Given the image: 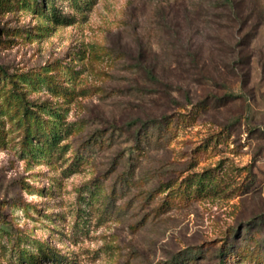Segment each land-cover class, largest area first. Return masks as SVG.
<instances>
[{
  "label": "rangeland",
  "instance_id": "rangeland-1",
  "mask_svg": "<svg viewBox=\"0 0 264 264\" xmlns=\"http://www.w3.org/2000/svg\"><path fill=\"white\" fill-rule=\"evenodd\" d=\"M237 1L53 0L70 23L0 4V264H220L248 226L264 241V0ZM16 90L61 109L59 143L28 140Z\"/></svg>",
  "mask_w": 264,
  "mask_h": 264
},
{
  "label": "trees",
  "instance_id": "trees-1",
  "mask_svg": "<svg viewBox=\"0 0 264 264\" xmlns=\"http://www.w3.org/2000/svg\"><path fill=\"white\" fill-rule=\"evenodd\" d=\"M12 1L16 2V5H20V7H30L36 11H39L42 14H52L54 22H61V23H70L66 16H61L56 11V7L54 5L53 0H0V4L5 6L11 4ZM221 5H224L226 9L231 11V14L234 13L240 18V12L237 10L239 7V2L237 0H218ZM46 2L51 3L50 12L48 9L46 10ZM239 9V8H238ZM236 11V12H235ZM257 24H255L252 28V31L256 28ZM44 78L47 81H50L54 84L53 76L44 75ZM51 78V79H50ZM16 83V80L14 81ZM31 85H35L34 82L30 83ZM69 88H66L65 92H67ZM13 94L16 97L17 106L23 109L22 119L23 124L25 126V135L30 142L31 138H38V141L49 144L48 147H52L55 144L59 143L61 140L62 130H63V120L61 116V109L58 107L51 106L48 102H32L25 97L23 92H16ZM200 107L205 109L207 104L205 102H201ZM45 109H49L50 114L48 117H45ZM169 116H164L162 119H158L159 124H154L157 130H162V123L166 125ZM157 122V120H154ZM67 132H72L74 128L67 124ZM96 138V136L94 137ZM51 142V144H50ZM91 142V141H89ZM43 149L42 146H40ZM80 149H77L79 151ZM78 154H81L78 152ZM0 215L1 210H0ZM7 220H5L4 226H0V231L3 233L10 235L9 225ZM8 227V228H7ZM262 226L258 224L256 229L254 230L251 226L247 227V235L245 236L246 243L244 246H241L240 243L237 242L235 239L233 245L229 244L228 246H224L221 248V255H220V264H228L229 258L235 257H242L247 258L249 261H262L264 260V241L263 235L261 234ZM249 233V234H248ZM41 247V246H40ZM50 251H53V259L57 262V264H63V259L60 257L55 249L49 248ZM28 250V249H27ZM26 249H22V253L25 252L29 259L37 260V256L31 251Z\"/></svg>",
  "mask_w": 264,
  "mask_h": 264
}]
</instances>
